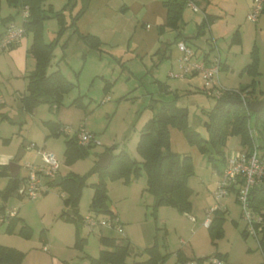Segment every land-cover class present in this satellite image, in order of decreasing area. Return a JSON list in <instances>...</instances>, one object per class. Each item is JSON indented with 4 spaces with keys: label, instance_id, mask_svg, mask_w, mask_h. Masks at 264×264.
<instances>
[{
    "label": "rangeland",
    "instance_id": "374dc122",
    "mask_svg": "<svg viewBox=\"0 0 264 264\" xmlns=\"http://www.w3.org/2000/svg\"><path fill=\"white\" fill-rule=\"evenodd\" d=\"M67 1L43 0V7L56 12ZM251 4L252 0H208L206 11L219 17L210 23L199 40L206 47V38H212L214 50L225 61L219 71L222 90L249 86L253 89L251 100L264 101V10L258 20L252 22L247 17ZM89 6L90 1L76 22L80 32L83 31L79 29L78 22L88 12ZM15 9L13 14H18V9ZM68 9L65 12L67 21ZM110 10L106 17H99L98 26L93 23V31L83 32L98 36L103 42L102 50L90 51L83 58L81 42L73 41L63 49L61 45L67 40L71 28L58 38L49 71L60 69L76 86L64 95L57 112L43 103L36 105L32 114L19 109L14 91L26 93L25 76L35 69V59L28 56L27 71L23 74L19 63H24V57L12 61L5 59L8 54L0 55V168L14 159L23 143L27 142L25 154L19 161L21 178L27 176V163L40 161L41 150L54 154L60 163L59 173L88 176L87 184L81 190L74 221L63 217L71 207L64 204L67 193L62 192L60 186L51 185L47 192L34 200L24 193L11 194L6 201L0 198V244L21 250L24 253L22 264H88V257H97L103 248L99 242L101 235L129 241L131 253L121 264L143 261L146 254L134 253L153 244L162 255L168 254L161 264H181L175 254L178 250L193 260L220 252L221 264H263L256 239L252 235L244 237L241 233L246 222L233 192L221 201L220 208L225 211L223 235L215 244L212 243L204 221H210L213 216L216 204L213 193L219 175L207 156L196 145L190 144L183 132L174 126L170 127L171 149L188 154L193 167V174L187 181L192 191L190 211L182 213L169 205H161L154 210V198L145 190L146 175L142 171L137 177L132 176L129 182L121 179H108L106 182L109 202L123 224V234L107 228L90 230L82 223L81 219L87 215L110 217L90 209L93 194L90 184L99 180V174L90 171L106 148L115 146L114 154L125 149L132 158L141 160L136 150L140 128L154 115L161 101L170 100L174 92L180 94L177 104L187 109L189 126L208 138L203 123L215 102L214 92L203 89L201 75L170 77V73L181 72L179 53L173 41L177 30L167 28L162 34L157 32L156 25L165 21L164 8L158 0H111ZM202 17V9L193 11L187 5L178 30L185 36L195 34ZM142 21L143 27L140 25ZM110 25L116 30L108 31L106 27ZM58 27L54 16L46 18L42 25L43 40L49 42L56 38ZM236 33L239 42L231 41ZM28 36L31 39V34ZM167 43H171L168 48ZM251 62L254 68L247 67ZM159 82L165 83L168 90L160 89ZM75 99H79L77 103ZM49 120L61 123L65 132L47 136ZM253 121L254 115H251V139L259 144ZM81 126L94 133L99 144L92 143L83 157L67 165L64 163L65 140L74 137ZM245 148L239 144L237 136H228L224 154L228 156ZM216 163L223 166L220 160ZM8 178L9 175L0 176V192L7 185ZM209 210L210 215L207 214ZM14 214L16 217L11 219ZM22 220L30 228L28 236L19 233ZM77 234L85 239L83 250L73 246ZM43 245L47 251L42 250Z\"/></svg>",
    "mask_w": 264,
    "mask_h": 264
},
{
    "label": "trees",
    "instance_id": "16d2710c",
    "mask_svg": "<svg viewBox=\"0 0 264 264\" xmlns=\"http://www.w3.org/2000/svg\"><path fill=\"white\" fill-rule=\"evenodd\" d=\"M90 0H68L60 11L53 12L51 8L43 7V0H6L11 7L17 8L21 12L24 7L28 8V16L23 19L22 25L25 34H31V42L27 48V55L35 59V69L26 74V93L20 94L19 102L21 109L29 113L38 104H47L50 110L55 112L60 108L65 94L70 92L76 84L66 78L60 69L49 71L53 60V50L58 42V38L71 28L67 40L61 45L65 49L71 42L83 44V58L87 53L93 50H102V40L90 33L80 32L76 22L86 10ZM188 0H165L163 6L166 10L165 22L157 25L159 34L165 29H177L182 19L184 9ZM77 10L73 12L76 8ZM68 9L69 21L66 17ZM264 10V6L262 11ZM54 16L58 20V31L56 38L49 42L43 40L42 25L46 18ZM14 16H8L0 19L3 22L10 21ZM212 22V16L206 14L204 20L197 26V33L193 37L181 36L178 34L175 41L184 42L198 38L203 35L208 25ZM238 33V32H237ZM234 34L231 41L239 42L238 34ZM181 36V37H180ZM176 42V43H177ZM171 43L166 44V48ZM15 45H11L10 48ZM212 50V49H210ZM210 52L204 54V59L209 63ZM65 52L62 55L64 58ZM165 56V55H163ZM254 62V61H253ZM251 62L247 67L254 68ZM220 62V69L222 68ZM159 87L167 91V85L159 82ZM203 89L207 90L205 87ZM253 89L249 86H241L238 90H222L220 96L215 97V102L207 112V119L204 121V127L208 132V138L189 126L187 120V109L179 106L177 100L179 93L174 92L170 100L161 101L153 116H151L140 128L139 138L136 144V150L141 160L132 158L125 149L119 150L116 154L112 152L115 146L106 148L105 152L111 155L109 163L105 167H99L98 163L91 169L90 173H98L99 180L91 183L93 189L90 201V209L96 213L108 214L110 217L117 216L112 209L108 207L109 197L107 194V180L121 179L129 182L132 176H138L144 171L146 175L145 190L153 198V209L161 205H169L182 213H188L191 209V189L187 181L193 174L191 158L188 154H180L171 149L170 145V127L174 126L181 130L190 144L196 145L199 150L207 156L209 163L213 165L218 175L222 173L226 165L227 156L224 154V147L228 136H237L239 144L248 149L252 146V139L249 134V120L254 115V128L257 131L259 140V150L261 157L264 158V107L256 112H251L249 105L245 107L241 100V94L247 95L248 104L252 97ZM79 99H75L77 103ZM50 135H58L65 132L59 122L54 120L47 121ZM92 133V132H91ZM91 146L81 145L77 141L76 135L65 140L64 163L72 164L76 159L83 157L87 153V148ZM220 160L221 167L216 163ZM89 173V174H90ZM9 175L8 165L4 164L0 168V176ZM60 177V188L67 195L64 198V204L70 206L72 215L64 213V219L67 221L76 220V209L83 186L87 184V175H77L73 172H67ZM24 182L19 174L8 178V183L4 190L0 192V198L6 201L9 195H13L19 189L20 183ZM231 192L234 193V188ZM17 195H21L19 192ZM249 207L261 217V220L254 224L258 236V244L261 252L264 253V176L261 181L255 184L249 192ZM212 219L209 221L207 229L213 244L223 235L222 223L225 211L221 208L212 210ZM15 214L11 219H14ZM82 221V219H81ZM19 233L28 236L30 234L29 226L22 220ZM245 237L248 235L246 227L241 231ZM85 239L80 235L75 236L74 247L83 250ZM99 242L103 246L97 257H88V264H121L131 253L130 243L123 238L114 236L99 237ZM146 254L143 261H134L131 264H161L168 254L162 255L155 244L146 247L134 255ZM181 264H184L189 257H186L181 250L176 253ZM220 258V252H214ZM209 256V255H208ZM208 256L197 258L203 260ZM24 253L12 246L0 244V264H22ZM64 264H68L64 262ZM84 264V263H75ZM262 264V263H261Z\"/></svg>",
    "mask_w": 264,
    "mask_h": 264
},
{
    "label": "built area",
    "instance_id": "2783aa9c",
    "mask_svg": "<svg viewBox=\"0 0 264 264\" xmlns=\"http://www.w3.org/2000/svg\"><path fill=\"white\" fill-rule=\"evenodd\" d=\"M187 5L193 10L198 11V7L188 0ZM264 6V0H252L250 11L247 15L248 19L252 22L258 20L259 14ZM22 19H26L28 16V8L24 7L21 11ZM25 35L23 25L9 24L6 26L3 33L0 34V54L11 47L16 45ZM176 48L180 53L179 68L181 72L178 74L170 73V77H183L184 75L199 74L203 80V87L214 92V96L218 97L221 94L222 88L219 83V71H220V55L217 51L212 54V58L209 59V63L204 59L203 54H197V52L187 45L184 41L176 43ZM241 100L245 107H247L248 99L245 94H241ZM252 129L249 127V134L251 136ZM77 141L81 145L99 144L98 140H95L94 134L85 130L81 126L76 133ZM41 162L40 163H27L28 169L27 176L24 178L23 192L30 199H36L39 194L47 192L49 187L53 185V181L57 177V173L60 168V163L56 159L53 153L46 150L40 151ZM264 176V158L261 157V153L258 144L252 140V146L250 149L245 148L235 153H231L227 156L226 165L219 175V179L216 184V190L213 193V198L216 201L214 208H220L221 201L230 194L232 188H234V194L236 201L241 206V216L246 222V231L248 235H252L257 243L258 236L254 224L261 220L258 213L254 212L249 207V192L250 189L257 183H259ZM211 210L207 212L210 215ZM82 223L86 225L90 230L95 228H107L114 230L120 234H123V224L117 216H112L107 219L98 218L97 216L87 215L82 218ZM209 224V220L204 221L206 227ZM259 246V244H258ZM44 250H47L44 247ZM263 264L264 253L261 252ZM222 259L216 255H209L203 260L188 259L184 264H221Z\"/></svg>",
    "mask_w": 264,
    "mask_h": 264
},
{
    "label": "crops",
    "instance_id": "0c3cea01",
    "mask_svg": "<svg viewBox=\"0 0 264 264\" xmlns=\"http://www.w3.org/2000/svg\"><path fill=\"white\" fill-rule=\"evenodd\" d=\"M158 1L162 4V7L164 8L163 2L165 0H158ZM191 1L197 7L202 9V11H203V17L200 20V23L204 20L206 14L212 16V21L215 18L219 17L216 14L208 13L206 11L208 0H205L206 3H204V0H191ZM110 2H111V0H90V6L88 8L89 9L88 12H86V14L78 22L79 29L81 31H83V32H91V31H93V27H92L93 23L96 22L95 25L98 26V24L100 23L99 17L100 18L102 16L106 17L107 15L110 14V12H111V10H110ZM15 12H16L15 8L9 6L7 4V2H5L4 0H0V19L6 18L8 16H14L13 19L10 20V21L3 22V21L0 20V34L4 32L6 26L9 25V24H14V25H17V26L22 24L23 19H22V16H20L21 12H18L19 15L18 14H13ZM164 18H166V10H165V8H164ZM180 22H179V24H180ZM140 25L143 27L144 26V22L142 21ZM209 25H208V27H209ZM106 28H108V31H115L116 30V28L114 26H112V25H110L109 27H106ZM178 28L177 29H172V30H177V32H176V34L174 35V38H173L174 39L173 41L175 43L177 42V41H175L176 40L175 38H176V36L178 34H180L181 36H185V35L181 34V32L178 30ZM196 33H197V29H196L195 34H193V35H191L189 37H193L194 35H196ZM205 33H206V30H205L204 34ZM199 37L198 38H194V39H190V40L186 41L185 43L187 45H189L190 47H192L197 52V54H199V55L200 54L204 55L206 52H210V51L211 52H215V50H214L215 42H214V40L212 38H206L207 45H206V47H204V43L199 40ZM179 41H182V40H179ZM30 42H31L30 37L28 36V34H25L24 37L14 47L7 49L6 51H4L3 53L0 54V55L8 54V55H5V59L7 60V58H10L12 61H13V59H15L17 57L20 58V59H23V57H24V63L22 61L19 63V69L23 70V74H25L26 71H27V67H26L27 66V58L29 56V55H27V47L29 46ZM210 49H212V50H210ZM178 53H179V51H178ZM179 58H180V53H179ZM211 58H212V54L210 53L209 59H211ZM220 59H221V57H220ZM224 65H225V61H222V65L221 66L223 67ZM193 75H197V74H193ZM193 75H190V76H193ZM7 79H8V76H7ZM1 81H2V71H1V66H0V83H1ZM14 94L16 95V99L19 102L20 94L16 90L14 91ZM1 103H2V97H1V92H0V104ZM18 108L21 109V107H19V106H18ZM30 114H32V112ZM63 128H65V127H63ZM39 157H40V161L38 163L41 162V155H39ZM59 174H62V173H59V171H58L57 175H59ZM64 174L65 173H63L62 175H64ZM44 247H45V245L42 246V250H44ZM47 250H48V248H47ZM47 250H44V251H47Z\"/></svg>",
    "mask_w": 264,
    "mask_h": 264
},
{
    "label": "water",
    "instance_id": "95a60500",
    "mask_svg": "<svg viewBox=\"0 0 264 264\" xmlns=\"http://www.w3.org/2000/svg\"><path fill=\"white\" fill-rule=\"evenodd\" d=\"M18 106L21 107L20 102H18ZM249 107H250L251 112H256V111L260 110L262 107H264V101L263 100L250 101ZM27 145H28L27 142L23 143L21 149L19 150L17 155L14 157V159H12L11 161L8 162L7 165H8V172H9L10 177H15L19 174V171H20L19 161L23 157V155L25 154V148ZM110 158H111V155L109 152H105L103 154H100L98 156V166L99 167H105L109 163ZM59 185H60V177L57 176L55 178V180L53 181V186H59ZM23 187H24V183L22 182L19 185V189L17 191H15L13 193V195L16 196L19 192L22 193ZM107 204H108V207L111 206L109 201L107 202ZM66 213L68 215L73 214L72 210H70V209H67Z\"/></svg>",
    "mask_w": 264,
    "mask_h": 264
}]
</instances>
